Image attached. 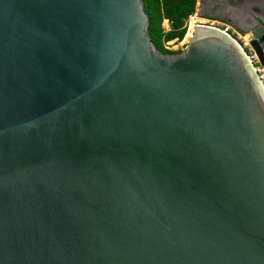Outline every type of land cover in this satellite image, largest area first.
I'll return each instance as SVG.
<instances>
[{"label":"water","instance_id":"water-1","mask_svg":"<svg viewBox=\"0 0 264 264\" xmlns=\"http://www.w3.org/2000/svg\"><path fill=\"white\" fill-rule=\"evenodd\" d=\"M228 2L264 26V0ZM148 23L141 0H0V264H264L258 76L218 29L162 54Z\"/></svg>","mask_w":264,"mask_h":264},{"label":"trees","instance_id":"trees-1","mask_svg":"<svg viewBox=\"0 0 264 264\" xmlns=\"http://www.w3.org/2000/svg\"><path fill=\"white\" fill-rule=\"evenodd\" d=\"M143 11L148 18L147 32L152 45L162 54H173L164 48L170 41L182 44L191 35V30L185 29V22L195 9L196 0H141ZM162 22L168 25L162 28ZM186 32V34H185ZM185 35V36H184ZM184 37V38H183Z\"/></svg>","mask_w":264,"mask_h":264},{"label":"flooded vegetation","instance_id":"flooded-vegetation-1","mask_svg":"<svg viewBox=\"0 0 264 264\" xmlns=\"http://www.w3.org/2000/svg\"><path fill=\"white\" fill-rule=\"evenodd\" d=\"M197 1L198 0H196L194 12L196 17L201 19L200 24H205L207 22H215L221 25L226 24L240 33L241 36L249 42L248 50L256 58L254 66L258 68L259 72L264 76V58L262 61H259L257 52L250 46V42L259 41V39L253 37L254 33L259 35V38L264 39V26L247 9L229 3V0H209L210 5H223L218 18L197 15ZM239 28L244 29L246 32L240 31Z\"/></svg>","mask_w":264,"mask_h":264},{"label":"built area","instance_id":"built-area-1","mask_svg":"<svg viewBox=\"0 0 264 264\" xmlns=\"http://www.w3.org/2000/svg\"><path fill=\"white\" fill-rule=\"evenodd\" d=\"M194 14V13H193ZM192 14V15H193ZM191 15V16H192ZM193 25H204V26H209L215 29H218L220 31H222L223 33H225L226 35H228L240 48L241 50L244 52L247 60L250 62V64L253 66V69L255 71V73L258 76V79L264 89V76L262 75L261 72H259V69L256 68L254 66V62L256 60L255 56L252 55L250 53V51L248 50L249 48V42L247 40H245L240 33H238L237 31H235L233 28H231L229 25L226 24H218L215 22H207L205 24H200V23H193ZM187 28V25L185 24V29ZM187 31V29H186ZM186 33V32H185ZM166 48V47H165Z\"/></svg>","mask_w":264,"mask_h":264},{"label":"rangeland","instance_id":"rangeland-1","mask_svg":"<svg viewBox=\"0 0 264 264\" xmlns=\"http://www.w3.org/2000/svg\"><path fill=\"white\" fill-rule=\"evenodd\" d=\"M194 14L186 20L185 24L187 25V28L189 27L190 30H192V27H193V23H200L201 22V19H198L195 15V12H193ZM162 28L164 30H167L168 28V25L166 24V22H162ZM186 34V33H185ZM185 36V35H184ZM184 38V37H183ZM182 41H179V42H176V41H170L166 44H164V48L171 51L172 53H179L181 51L184 50L185 46H186V42L182 44Z\"/></svg>","mask_w":264,"mask_h":264},{"label":"bare ground","instance_id":"bare-ground-1","mask_svg":"<svg viewBox=\"0 0 264 264\" xmlns=\"http://www.w3.org/2000/svg\"><path fill=\"white\" fill-rule=\"evenodd\" d=\"M193 28V27H192ZM188 30V29H187ZM192 31V30H191Z\"/></svg>","mask_w":264,"mask_h":264}]
</instances>
